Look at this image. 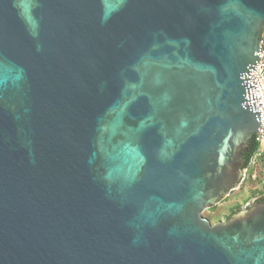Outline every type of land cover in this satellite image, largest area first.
Listing matches in <instances>:
<instances>
[{
	"label": "water",
	"instance_id": "water-1",
	"mask_svg": "<svg viewBox=\"0 0 264 264\" xmlns=\"http://www.w3.org/2000/svg\"><path fill=\"white\" fill-rule=\"evenodd\" d=\"M264 0H0V264H264L261 197L211 224L261 126Z\"/></svg>",
	"mask_w": 264,
	"mask_h": 264
},
{
	"label": "built area",
	"instance_id": "built-area-1",
	"mask_svg": "<svg viewBox=\"0 0 264 264\" xmlns=\"http://www.w3.org/2000/svg\"><path fill=\"white\" fill-rule=\"evenodd\" d=\"M259 64L256 71H249V75L257 85L261 101V126L256 138L257 148L252 154L249 164L245 167L241 180L247 178L257 182L259 193L255 199L264 195V31L258 41Z\"/></svg>",
	"mask_w": 264,
	"mask_h": 264
},
{
	"label": "rangeland",
	"instance_id": "rangeland-1",
	"mask_svg": "<svg viewBox=\"0 0 264 264\" xmlns=\"http://www.w3.org/2000/svg\"><path fill=\"white\" fill-rule=\"evenodd\" d=\"M256 185L257 182H253L247 178L240 180L238 187L231 190L226 197L215 205L205 209L202 212V216L211 224L217 223L247 204L249 200L255 198L256 194H254L253 191L257 190Z\"/></svg>",
	"mask_w": 264,
	"mask_h": 264
},
{
	"label": "trees",
	"instance_id": "trees-1",
	"mask_svg": "<svg viewBox=\"0 0 264 264\" xmlns=\"http://www.w3.org/2000/svg\"><path fill=\"white\" fill-rule=\"evenodd\" d=\"M257 148V144L254 141V138L252 137L247 145V148L245 150V152H243L242 154V169L247 167V165L249 164L250 158L252 156V154L254 153V151ZM257 190H254L253 193L254 194H258L259 190L258 188H256ZM258 200H264V197L259 198Z\"/></svg>",
	"mask_w": 264,
	"mask_h": 264
}]
</instances>
